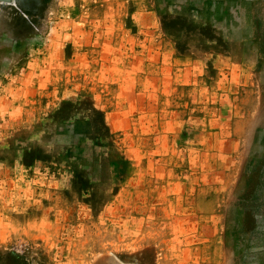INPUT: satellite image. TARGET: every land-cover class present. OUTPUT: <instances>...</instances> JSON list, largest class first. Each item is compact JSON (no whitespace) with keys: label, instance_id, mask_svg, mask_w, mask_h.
I'll use <instances>...</instances> for the list:
<instances>
[{"label":"rangeland","instance_id":"374dc122","mask_svg":"<svg viewBox=\"0 0 264 264\" xmlns=\"http://www.w3.org/2000/svg\"><path fill=\"white\" fill-rule=\"evenodd\" d=\"M0 264H264V0H0Z\"/></svg>","mask_w":264,"mask_h":264},{"label":"water","instance_id":"95a60500","mask_svg":"<svg viewBox=\"0 0 264 264\" xmlns=\"http://www.w3.org/2000/svg\"><path fill=\"white\" fill-rule=\"evenodd\" d=\"M1 1H8V2H10L11 0H1Z\"/></svg>","mask_w":264,"mask_h":264}]
</instances>
